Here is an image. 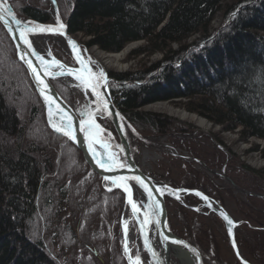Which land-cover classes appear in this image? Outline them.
<instances>
[{
	"label": "trees",
	"instance_id": "1",
	"mask_svg": "<svg viewBox=\"0 0 264 264\" xmlns=\"http://www.w3.org/2000/svg\"><path fill=\"white\" fill-rule=\"evenodd\" d=\"M219 1L73 0L71 8L65 15V20L68 22L70 31L82 30L86 34L93 33L94 37L91 38V43L98 44L101 48L108 50H119L126 41L145 37L149 39L148 47L156 49L167 46L169 40L178 41V39L187 38L189 34L203 28L200 36L189 45L181 44L178 50L166 48L163 58L152 66H147L143 70L137 69L136 72H114L113 77L119 80L117 83L112 82L114 87L117 84L126 85V89L115 91L117 105H119L122 113L141 128L144 127L148 130L154 128L158 132L170 133L192 131L190 124L172 115L142 113L133 110V108L154 98L167 97L172 92L179 96L185 93L198 92L203 94V97L199 101L192 100L189 104L190 107L192 104L197 105L200 113H205L218 122L223 123L226 120L241 122L245 127L248 126L249 132L264 135V33L258 38L256 34H252L248 30L254 27L264 30V0H233L231 4L227 5H221ZM58 2L59 5L62 4V0H58ZM173 6L177 7L171 12L168 22L160 32L154 33L157 25L165 18L166 12ZM223 7L227 9L224 14L241 8L238 12L242 15L241 19L238 18L232 23V27L229 26L228 30L234 28L232 33L224 32V29H221L218 33L210 32L209 34L207 30L211 14ZM258 15L260 16L258 17ZM46 17L39 19L46 22L51 19L48 18V15ZM0 29H2L0 33L3 35V43L7 46L9 55L14 62L13 73L20 77L19 80H22L20 83H15V87L22 86L21 90L19 88V95L26 94L27 100H30V105L28 104L30 112L27 118L33 120L34 125L38 124V128L45 126L49 131L42 99L38 96L36 87L28 76L25 66L19 62L16 56L10 34L7 33L2 24H0ZM234 33L242 35L250 41H255V45L257 42L263 52L256 51L253 55L251 52L240 50L237 44H240L241 41L235 40ZM222 44L229 51L235 48L238 55L240 51L244 59H241L240 64H238L231 52L224 53L230 57L228 63L225 64L229 69L218 73V68H222V55L217 58L218 55L213 53L214 56L211 57V52L215 47H220L218 54H222ZM148 76L150 78L146 79ZM52 82L60 94L62 93L63 97L75 109H78L79 107L74 104L72 97L64 91L65 87L61 86L62 82L55 78L52 79ZM163 84L164 87H162ZM8 93L0 84V264H58L59 260L54 259V249H50V245L53 244L51 242L54 231L53 229L49 230L51 234H46V231L41 228V222H39L40 207L37 204L39 201V193H37L39 182L48 178L47 184L52 186L51 188H57L55 184L57 182H60L57 184L61 185L65 182L74 185L73 192L77 197L75 202L72 201L71 203L77 207L76 209L74 207L73 216L76 219L79 216L86 219L91 215L85 214L86 209L84 207L83 214L82 208L80 209L77 205L78 190L72 176L75 171H77L76 177L79 172L83 173L82 171L89 170L90 174L94 176V182L91 183L96 185L95 190L99 192L98 195L92 193V196L97 198V201L100 197L106 198L110 211L106 213L100 211V213L108 224L111 222L113 228L114 225L118 227L116 223L113 225V219L117 216L122 205L124 193L120 190L109 192L104 190L99 182L101 176L89 167L82 152L64 135H58L50 130L51 135L46 136L44 142H37L32 138L34 136L33 125L30 128L32 137H26L31 135V131L23 129V126L18 129L20 121L14 110L15 105L8 101L10 99ZM7 97L8 99H6ZM16 133L18 134L16 135ZM56 150L63 152L58 157L62 164L51 167L48 161L52 158L53 161L55 160L58 153ZM54 153L56 154L55 157H53ZM195 155L204 157L203 153H195ZM207 157H205L207 163L212 165L209 161L210 156L207 155ZM225 162H227L226 166H229V168L226 167V170L241 171L242 176L249 182L247 176L252 173L249 171L251 168L241 163L240 160H236L229 150L226 152ZM187 168L181 175V186H198L216 199H221L219 190L221 191L222 188L216 185L212 178L191 165H188ZM231 176L238 180L236 176ZM255 176L258 175L255 174ZM255 176H250L249 179L257 181L254 179ZM255 183L256 185L251 182L249 184L252 185L253 189L261 191L263 189L261 181L260 184ZM52 190L48 188V194ZM39 196L43 199V194ZM85 199L87 198H84L83 204L86 205L87 200ZM185 199L191 202L197 200L188 196ZM174 204L180 211V217L184 223V236L199 246L205 255L206 264H235L234 261L230 263L231 259L226 256V253H223V242L218 238L215 227L211 225L208 216L203 212L188 209L178 201H174ZM238 212L250 222L264 225V204L261 203V207L256 206L252 197L250 202L243 199L241 204L239 203ZM218 220L217 218L216 221ZM85 222L87 223L88 220ZM48 226L50 225L47 224ZM252 230V243L243 237L242 239L247 243L239 239L240 237H237V241L240 245H246L247 250L251 252L252 256H249V259L252 262L264 264V228L258 227V229ZM111 236L112 234H106L100 237L101 240H109ZM82 239L81 245H78L79 241L76 242L78 245L76 247L81 249L79 264H97L99 260L92 254V249L100 252L102 247L99 248L97 245L93 247L95 241L93 242L90 237L83 235ZM223 240L226 239L223 238ZM49 243L51 244L48 245ZM74 252L75 250H72L73 254ZM88 253L90 255H87ZM58 256L57 253L55 257ZM68 260L69 263H72V260ZM122 260H119L120 264ZM109 264H111V259Z\"/></svg>",
	"mask_w": 264,
	"mask_h": 264
},
{
	"label": "rangeland",
	"instance_id": "2",
	"mask_svg": "<svg viewBox=\"0 0 264 264\" xmlns=\"http://www.w3.org/2000/svg\"><path fill=\"white\" fill-rule=\"evenodd\" d=\"M7 1L10 3L13 11H15L21 19L25 20L27 18H30L33 20L34 19L40 20L41 18H47L46 16L48 15V18L51 19H49V21L47 22L52 21L50 23H53L55 19H57V17L67 22L65 20L66 18L65 15L68 13L69 9L73 4V0H62V4L60 3V5L58 0H7ZM231 1L233 0H220L219 3L221 5H227V4H231ZM176 7L177 6H173V8L169 9L166 12L165 18L157 25L156 31L154 33L160 32L162 27L166 24V22H168L169 18L171 17L170 16L171 12ZM240 9L241 8H238L237 10H233L226 14H224L225 10H227L226 7H223L220 10L219 9L215 10L211 14V18L209 21L210 23L208 24V30H207L208 33L209 34L210 32L218 33L219 30L221 29H224L223 31L227 33L234 32V28H231L229 30L228 28L229 26L232 27V23L234 21H237L238 18L241 19L242 15L238 13ZM259 16L260 15H258V17ZM41 22H46V21L41 20ZM3 27H5V25H3ZM1 30L2 29H0V31ZM202 30L203 28H199V30L189 34L187 38L178 39V41L169 40L167 41V46L158 47L156 49L155 48L151 49L152 47H148V45L150 44L148 43L149 39L145 37V38H135V40H128L119 50H108L103 47L101 48L98 44L91 43L90 40L91 38L94 37L93 33L86 34L82 30L73 32L70 31L68 25V32H70V35L81 45V49L85 51V53H88L89 56H91V60L93 64L99 63L102 66V68L104 67L106 69L104 73L108 75L109 79L113 78L112 76L114 72H120V73H125L128 71L136 72L137 69L143 70L147 66H152L153 64L157 63V61H159L161 58H163L166 52L165 51L166 48L170 47L173 50H178L181 44L189 45L191 42H193L194 39L200 36V34L203 32ZM248 30L252 34H256L258 38H260V35L264 33V30L260 28L258 29V27L250 28ZM234 35H235V40L241 41L240 44L239 43L237 44L240 50L251 52L252 54L255 53L256 51L263 52V50L259 47L257 42L255 45V41L254 42L250 41L248 40V38L245 39L244 37H242V35H238L236 33H234ZM2 36L3 35L0 33V84L2 85V88L4 89L5 92L8 93L9 91L8 97L10 99H8V97L6 99H8L10 103H13L16 107L14 110L16 111L18 120L20 121L18 124V129L22 128L21 126H23V129L25 130L29 129L31 131L30 128H32V126L34 125L33 124L34 121L31 119L29 120L27 118L30 112V107L28 106L30 100L29 101L27 100L28 96L26 94L22 96L19 95L20 92L19 88L21 90L22 86H20L19 88L15 87L16 86L15 83L16 84L17 82L20 83L22 82V80L21 79L19 80L20 77L13 73L14 62L12 60V57L9 55L10 52L8 51L7 46L4 45L3 43ZM34 37L33 39H36V37L35 38ZM61 38L62 40H60ZM61 38L59 37V39H57L56 37L53 38L49 37L48 41L46 42L47 43L46 50L48 51V54H44L45 53L44 51L39 50L40 54L44 55L47 59H49V57L52 56L55 59L63 61L65 64L69 66L78 67L79 64H77V60L74 54L71 53V49L67 47L68 45L65 42L63 36ZM60 41H62L63 43ZM62 44L65 45V47ZM218 51H220V47L219 48L215 47L211 52L212 54L211 57L214 55H218L217 56L218 58L222 55L221 57L222 68L221 69L218 68L219 70L218 73L225 72L227 69H229L226 67L225 64L226 62L228 63L230 57L224 55V53L228 54L231 52V55H233L232 57H234L236 63L238 64H240L241 59H244L240 51H239V55H240L239 56L238 52L235 51V48H232V50L229 51L228 49H225L224 44H222V48H221L222 54L220 53L218 54ZM118 53H121V55H119V57L116 59L115 56ZM108 57L112 58L110 64L105 63V60ZM260 69L263 70V68ZM258 73L261 74V72ZM149 78L150 77L148 76L146 79ZM55 79H59V81L62 82L61 86L65 87L64 91L69 96L72 97L71 99H73L74 104H76V106L79 107L78 109L74 108L76 112L79 114V116H80V112L85 110V107L90 109H94L96 107V104L94 102L96 98H94L95 97L94 94L91 92L90 89H86L80 83V81L76 79L75 75L73 74L69 75L65 73L64 75H61L60 78L55 77ZM109 84L110 85H108V91L110 92V95H112V99L114 101L115 106H118L119 108V105H117V94L115 93V91L118 92L121 89L122 90L126 89L125 88L126 85L117 84L116 85L117 87L116 86L114 87L111 81ZM162 87H164V84ZM60 95H62V93ZM202 97L203 94L198 92L197 93L194 92L191 94L185 93L184 95L181 94L180 97L178 98H172V99L170 98L171 100L168 103L167 102L163 103L162 101V100H166L167 97H159V98H154L152 100H148L147 102H144L142 104H138V107L133 108V110L140 111L142 113L152 112L155 114H165L169 116L172 115L180 120H184L185 122L190 124L193 130L175 132V133H181L180 134L181 136L180 135L175 136L173 134L174 132L171 133L163 132V131L158 132V130L154 128H152V130L151 129L148 130L142 127L143 128L142 129L140 126H136L135 123L132 121V119H130L128 116L122 113L123 116L126 117L127 124L129 125V126L127 125L128 127L127 131L132 140L131 143H132V148L134 149L135 158L138 160L139 164H141V166L144 169H146V171L150 175H153L154 177L160 180L166 181L173 187H177V188L185 187L188 189L198 188L203 193L215 199L217 202H219V204L224 206L225 209H227L231 213L232 219L238 224L236 227L235 240L237 241V237H240L239 239H242L243 237L245 240L252 243V231H253L252 229L256 230L258 229V227L264 228V225H257V223L252 221L250 222L249 220L245 219L238 212V207H239V203L241 204L243 199L246 200L247 202H250L251 197H252V201L256 204V206L261 207V203L264 204V135H259V134L257 135L254 134L253 132L252 133L249 132L248 126L245 127V125L242 124L241 122H235L229 120H226L223 123L218 122L217 120L209 117L207 114L200 113L201 111L200 109H198L197 105L192 104L191 107L189 106L192 100L199 101ZM184 110L189 114L183 117L184 114L182 112ZM96 117L105 128L106 127L110 128L114 132L115 138H117L118 140L120 139L118 136V131L114 127L111 118L107 116V112L104 113L103 116H101L99 113H96ZM47 118H48L47 114L45 113V120H47L46 125L49 127V129L51 131H54V133L61 135L60 133L56 132L53 128H51L49 119ZM80 118L82 117L80 116ZM200 120L204 121L203 124L200 123ZM34 126H33L34 136L32 137V131H31V135H27V136L25 135L26 137L29 138L32 137L37 142H41V141L44 142L46 140V136L51 135V133L49 132L50 130L48 131V129H46L45 126L44 128L42 127L38 128V124ZM130 126L133 127L134 129H132ZM17 134L18 133H16V135ZM152 137L156 138V140L154 139L155 144H153L152 142L153 140L151 141ZM152 145L156 148V150L151 151V157L148 159V161H146L145 163L142 162L141 159L139 158L142 156L144 148H148V147L150 148ZM163 145L165 146L167 145L172 148H168ZM227 150H229L231 155H234V158H236V160H240L241 163L251 168L249 169L250 172L252 171V173L249 174L251 177L255 176V174L259 176V177L255 176L254 178L257 181L249 179L251 177L245 174V176L248 177L249 180L248 182L242 176L241 171L237 170L236 172L233 171V169L226 170V167L229 168V166H226L227 162H225ZM57 151L58 153L55 160L53 161L52 158L48 161L51 167H53V165L61 166L62 164L60 163L58 157H60L61 153L63 154V152L56 150V152ZM155 153H157V155H155ZM195 153H203L204 157L197 156L195 155ZM68 154H70L69 151ZM55 155L56 154L54 153L53 157H55ZM207 155L210 156L209 161L212 163V165H209L207 163L208 162L206 160V158H208ZM120 158L121 157H119V159ZM75 164L79 165L77 163ZM188 165H191L192 167H195L196 170H201L202 172L207 174L209 178H212V180L216 185H219L220 188H222L221 191L219 190L221 199H216L214 196L210 195L207 191H204V189H201L198 186L195 187L181 186L180 178L181 175L186 171ZM76 172L77 171H75L74 175L72 176L74 177L72 179L76 183V187L78 190L77 205H79L80 209L82 208V211H83V207L86 209L85 214L89 213V215H91L88 216L86 219H83L80 216L78 217V219H76V217L73 216V214L75 213L74 207L75 209L77 207L76 205L71 203L72 201L75 202V199L77 197V196L75 197L73 192L74 185L72 186V184L66 182H65L66 184L64 183L63 185H61V184H57L60 182H57L55 183L57 188H51L52 186L47 184L48 178L42 179L43 183L42 180L39 182L37 193H39V195L43 194V199H41L40 196L38 195L39 203L37 202V204L38 207H40L39 222H41L42 224L41 228L44 231H46V234L47 233L51 234L50 233L51 231L49 230L53 229L54 231L53 232L54 237H52L53 241L51 242L53 244L51 243L48 244V245L50 244L52 245V246L50 245L51 250L54 249V259L56 261L59 260L58 264H79L81 260L80 259L81 249L77 248L76 246L81 245L82 243L81 240H83L82 238L84 235L92 238L93 242L95 241L94 245L90 243L93 247H96V245L99 248L100 246L102 247L100 252L95 249H92L93 251L92 254H94L95 255L94 257L99 260V261L97 260L98 261L97 264H109L110 259H111V264H120L119 263L120 259L121 260L123 259L121 264L123 263L131 264L130 260L128 259V253L125 251L124 248V242L126 238L122 236L123 235L122 228L124 227L125 222H127L128 224L127 233L130 232L128 234L130 238L128 245L131 247L132 255L134 257L136 255V250L138 248L137 246L138 224H136L135 216L133 215V213L129 211L130 206L126 202L125 192H123L121 189H115V190H120L121 192L124 193V200L123 202L121 201L122 205L118 210V214L115 217V219H113L112 217L113 225L114 223L118 225V227L114 225L113 228L111 222L110 224H108L100 213V211H102L103 213L110 211L109 204L107 203L106 198H104L103 196V198L100 197V199L97 201V198H93L94 196H92V193H95L96 195H98L99 193L97 192L98 190H95L96 185L91 183L94 182V176L90 174L89 170H86V171H82L83 173L79 172L75 177ZM230 173L231 175L236 176L238 180L237 179L235 180L230 175ZM260 181H261V185L263 186V189L261 191L256 190L255 188L253 189L251 187L252 185L249 184L250 182L253 185H256L255 182H258L260 184ZM99 182L100 185L103 187V189L108 191L107 189L104 188L102 177L101 180H99ZM48 188L53 189L50 192V194H48ZM186 196L191 198H196L197 200H194L195 202L188 201L185 199ZM84 198H87L85 199L87 200L86 205L83 204ZM182 200L194 206H196V204L198 205L203 202V200H201L199 196L188 195V194L183 196ZM164 201L167 212V222L169 223L170 229L173 231V233L175 234L177 233L178 235L184 237L187 240L188 238H186L183 234L185 230H184V223L182 222L180 217V211H178V208L175 204L173 205V202L178 200L176 198H172L169 195H165ZM178 202L182 204L184 207H187L180 201ZM140 203L143 205L141 210L144 211L145 210L143 204L144 202H140ZM187 208L193 210L192 208L189 207ZM205 211L206 212L209 211V214H206ZM201 212H203L206 216H208V218L211 221V225L215 227V232L218 234V238H220V241L223 242V246H224L223 253H226V256H228V258L231 259L230 263L234 261L235 264L236 263L243 264L237 258L235 252L233 251V246L231 245V242H229L230 237L226 228L225 221L219 215L217 216L215 213L210 211L208 208L203 209V211ZM217 218L219 219L218 221H216ZM85 220H88V222L86 223ZM47 224H49L50 226L47 227ZM106 234L108 235L112 234L111 238L109 237V240L108 239L101 240L100 236ZM98 237H100V239H98ZM223 238H225L226 240L224 241ZM244 239L242 240L245 241ZM247 241H245V243H247ZM76 242H78V245ZM237 243L241 248L242 252L244 253L248 262L252 264L253 263L256 264L255 262H252L249 259V256L252 255L251 252L247 250L246 245L243 244L240 245L238 241ZM195 246L199 248V246L197 245ZM72 250H75L74 252L75 255L72 253ZM199 250L201 251L200 248ZM57 253L59 254V256L56 258L55 255L57 256ZM201 254H203L202 251ZM87 255L90 254L88 253ZM120 255L122 258L120 257ZM203 256H204V264H206L205 255L203 254ZM68 259L72 260V263H69ZM142 264H149V263L144 258L142 260Z\"/></svg>",
	"mask_w": 264,
	"mask_h": 264
},
{
	"label": "water",
	"instance_id": "3",
	"mask_svg": "<svg viewBox=\"0 0 264 264\" xmlns=\"http://www.w3.org/2000/svg\"><path fill=\"white\" fill-rule=\"evenodd\" d=\"M7 9H11L12 15H8ZM0 15L3 16V19H0V22L3 25H5L8 33L11 36H13L14 33L17 35V39H15L14 41H16V45L17 44L20 45V47L17 48V55L19 57L23 52H28L29 50L18 39V32L16 31L18 26L15 23L16 19H19L22 22V25L24 22H29L30 26H32V25H42L44 27H56L57 26V23H50V22L46 23V22H41L37 19L36 20L30 19V18H27L25 20L21 19L17 15V13L15 11H13L10 3L7 0H0ZM13 17H15V19H13ZM59 21L62 22L66 27H65V29L62 30V32H56V34L60 33L61 36H63V38L65 39V42L67 43L68 47L71 49V53L74 54L76 60H77V55H79L80 57H82L84 59L85 63H88L89 60L91 61V57L88 55V53H85V51H83L81 49V45L70 35V32H68V24L66 22L64 23V21H62L61 18H59ZM9 28H11L13 30V32H9V30H8ZM42 33L48 34L50 32L29 33L28 34L29 39L32 41V36L37 35V34H42ZM69 41L75 42V44L77 45L78 52L73 50L72 44L69 43ZM33 47L36 49L38 54H40L38 48L36 47V45L34 43H33ZM40 55H42V54H40ZM29 58L32 59L33 63L37 66L38 70L41 73L42 78H44L45 81L50 85V88L52 89L51 94L54 95L57 103H59L60 106L65 109V111H67L70 115L73 116L75 127L77 128V133H76L77 134V140L76 141L71 140V141L73 143L75 142L79 147H81V149L84 151L83 154L85 157V161H87L89 163L92 170H94L95 172H98L101 175L104 188L107 189L108 191H109V189H111V190L121 189V188L116 187L114 184H112V182L110 180L105 181L104 180L105 176L121 177V176L138 175L149 185V187L152 188L153 193L156 196V199H158L160 201V208L158 210L159 215L152 217L153 221L158 219L160 221L159 224H156L153 222L149 227H147L145 230L142 231L140 228V220H138L135 216L136 224H138V228H137V235H138L137 236V246H138V248H137L136 255L140 256V254H143L144 256H146L149 264H174L173 263V261H174V254L173 253H182L183 255H185L188 258L189 264H204V256H203V254H201V251L199 250V248H197L188 239L186 240L184 237L178 235L177 233L176 234L173 233V231L170 229L169 223L167 222V212H166L165 201H164L165 195H169L172 198H176L178 201H180L181 203H183L187 207L192 208L195 211L196 210L197 211H203V209L208 208L210 211L215 213L217 216L219 215L225 221L226 228H227V231H228L229 237H230L229 242H231V245L233 246V251L235 252L239 261L243 264H252V263L248 262L244 253L242 252L241 248L239 247L237 241L235 240L236 227L238 224L232 219L231 213L227 209H225L224 206L219 204V202H217L215 199L211 198L207 194L203 193L198 188L188 189L185 187L184 188L173 187L172 185H170L166 181L160 180V179L154 177L153 175H150L146 171V169H144L141 166V164H139L138 160L135 158L134 149L132 148V143H131L132 140H131L129 133L127 131V128H128L127 127V125H128L127 119L125 116H123V114L120 111V109L118 108V106H115L114 101L112 99V96L110 95V92L108 91V84L106 85V88H102L101 91L106 93V99H108L109 107L111 109V115H109L107 112V116L111 118V120L114 124V127L118 131V136L120 139L118 140L117 138H115L114 132L110 128H107V127L105 128L101 124V122H99L98 118L97 117H95V118L97 120V123H99L100 126L104 129V133L102 134L103 137L112 146V150H114V151L116 150L117 153L121 154L120 161L125 164L124 168H116L112 171H106L105 169L100 168L99 165L96 164L95 157L93 155V152L90 151V149H89L88 142L85 139L84 134L79 132V130H78L79 129V121L81 119L80 116L78 115L76 110L70 106L68 101L64 97H62V95H60V93L58 92L56 87H54L52 82H51V78L56 77V76H52V75L45 76L44 75V69L40 68V62L36 59V57L31 56L29 54ZM45 59L49 62H51L53 60V59H47L46 57H45ZM55 60H58V59H55ZM22 61H23L24 65L28 67L26 60H22ZM58 61H60L65 66V68L73 69L74 70L73 75H75V72L81 68V64L78 62V60H77V64H79L78 67L69 66L61 60H58ZM28 70H29L30 76L33 78L34 85H35V87H37L38 93L40 94V97L42 98V100L44 102V106H45V109L47 112V117H48L47 119H49L48 104L45 101L44 97L40 93L41 85H39L37 83L36 77L32 73V71L29 67H28ZM93 70H95V69L93 68ZM48 71L50 73H52V71H50V69H48ZM108 80L109 79H107V82H108ZM50 126H51V124H50ZM51 128H52V126H51ZM131 128L134 129L133 127H131ZM61 135H63V134H61ZM117 146H119V147H117ZM94 147L98 153H100V154L104 153V152L102 153L101 151H99V149L102 148L100 145H94ZM121 149H123V151H121ZM129 184L133 188L134 198H136L137 196L140 197V202H144L143 204H144V207L146 210L148 204L152 203V201L147 198V195L143 192V189L140 188L139 186H137L135 184V182L129 181ZM156 189H162L163 195H161L159 192H157ZM121 190L123 191V189H121ZM197 193H200V195H197ZM125 194H126V202H127V193H125ZM186 194L194 195V196L197 195L200 197L201 200H203V202L201 204H198V205L196 204V206L191 205V204L187 203L186 201L182 200V197L185 196ZM204 197H207L208 199L205 200ZM130 208H131V206H130ZM143 212L144 211L141 210V213L139 214L141 220L143 219ZM205 213L209 214V211H207V212L205 211ZM222 214H227L228 219H230L232 221L231 225L228 224L227 220L224 219V215H222ZM145 231L148 233L149 245L156 252V256H153L152 252L149 251V249L146 248L144 245V238H145L144 232ZM163 236H168L169 240L165 241L163 239ZM172 240H181L186 245H188V247H184L182 245L174 244L171 242ZM191 249H195L196 250L195 253L193 251H191Z\"/></svg>",
	"mask_w": 264,
	"mask_h": 264
},
{
	"label": "snow or ice",
	"instance_id": "4",
	"mask_svg": "<svg viewBox=\"0 0 264 264\" xmlns=\"http://www.w3.org/2000/svg\"><path fill=\"white\" fill-rule=\"evenodd\" d=\"M8 15H12L11 9H7ZM0 19H3V16L0 15ZM15 19V17H13ZM58 23L56 27H44L42 25H32L30 26L29 22H22L19 19L15 20L16 25L18 26V39L27 47L28 52H23L20 55L21 60H26L28 67L31 69L32 73L36 77V81L39 85H41L40 93L44 97L45 101L48 104V115H49V123L52 128L65 137H68L72 141L77 140V128L75 127L73 116L70 115L64 108L57 103L54 95L51 94L52 89L50 85L42 78L40 71L37 66L33 63L32 59L29 58V54L31 56H35L36 59L40 62V68L44 69L45 76H56L63 75L65 73L71 75L74 73V70L71 68H65V66L58 60H53L51 62L47 61L43 55L38 54L36 49L33 47L32 41L29 39V33L35 32H62L65 29V25L59 21L57 17ZM22 25V26H21ZM9 32H13L11 28L8 29ZM12 39H17V35L14 33ZM72 44L73 50L78 52L77 45L73 41H69ZM17 48L20 47L19 44L16 45ZM77 60L81 64V68L75 72V77L80 83L86 88L90 89L91 92L95 96V109H90L85 107V110L80 112V116L82 117L79 121V132L83 133L85 139L88 142V146L90 151L93 152L95 157L96 164L99 165L100 168L105 169L106 171H112L116 168H124L125 164L122 163L116 152L112 151V146L107 142V140L103 137L104 129L97 123L96 113H99L101 116L104 115V112H108L111 115V109L109 107V101L106 99V93L102 92V88H106L107 78L103 69H100L97 73L93 70L91 66V61L85 63L84 59L77 55ZM56 67L59 69L56 73H50L48 69L52 67ZM58 120V122H56ZM94 145H100L104 149V153L100 154L96 151ZM119 147V146H117ZM123 151V149H121ZM105 181H111L116 187L123 189L125 193H127V203L131 206V212L138 220H140V228L141 230H145L149 227L153 222L159 224L160 221L156 219L153 221V216L159 215L160 201L156 199L153 190L149 185L138 175L133 176H121V177H113V176H105ZM129 181L135 182L137 186L143 189V192L147 195V198L152 201V203L148 204L147 209L143 212V219H140L141 208L143 205L140 203V197L134 198L133 188L130 186ZM111 190V189H109ZM161 195H163L162 189H156ZM200 195V193H197ZM207 200V197H204ZM224 215V219L227 220L228 224L231 225L232 221L228 219L227 214ZM128 224L125 222L124 224V233L125 237L127 236ZM144 245L149 251L152 252L153 256H156V252L149 245V237L148 233L144 232ZM165 241L169 240L168 236H163ZM174 244L182 245L184 247H188L181 240H172ZM125 251L128 253V259L131 264H142L141 257L139 255H135L133 257L132 251L128 246L127 240L124 242ZM195 253V249H191Z\"/></svg>",
	"mask_w": 264,
	"mask_h": 264
},
{
	"label": "bare ground",
	"instance_id": "5",
	"mask_svg": "<svg viewBox=\"0 0 264 264\" xmlns=\"http://www.w3.org/2000/svg\"><path fill=\"white\" fill-rule=\"evenodd\" d=\"M36 20V19H35ZM38 20V19H37ZM62 20V19H61ZM39 21H41V20H39ZM62 21H64V20H62ZM53 23H58V21H57V19H55V21L53 22ZM64 23H65V21H64ZM67 23V22H66ZM0 24H2L1 22H0ZM3 25V24H2ZM9 34V33H8ZM11 36V35H10ZM36 37V39H33V37ZM34 36H32V42H33V40H34V44H36V47H38V50H42V51H44L45 53L44 54H48V51L46 50V47H47V41H48V38L49 37H51V38H53V37H56L57 39H59V37L61 38L62 36H61V34L60 33H58V34H56V33H48V34H46V33H42V34H37V35H34ZM34 37V38H35ZM11 40H12V45H14V47H15V50H16V56L18 57V59H19V62L20 63H22V65L23 66H25L24 65V63H23V61L19 58V56L17 55V47H16V41H14L13 39H12V36H11ZM60 40H62V38L60 39ZM60 42H62V41H60ZM63 43V42H62ZM63 45V44H62ZM49 46V45H48ZM64 47H65V45H63ZM67 46V45H66ZM68 47V46H67ZM43 53V52H42ZM119 55H121V53H118V54H116V56H115V58L117 59L118 57H119ZM91 57V56H90ZM49 59H53V57L52 56H50L49 57ZM112 60V58H106V60H105V63H108V64H110L111 61ZM91 63H92V60H91ZM91 66L95 69L94 71H96L97 73L99 72V70L100 69H103V71H105L106 69L103 67L102 68V66L98 63H95V64H91ZM101 66V67H100ZM25 68H26V71H27V74H28V76L31 78V80H32V83L34 84V82H33V78L30 76V73H29V70H28V67L27 66H25ZM58 68H56V67H52V68H50V71H52V73H56V72H58L59 71V69L57 70ZM64 75V74H63ZM60 76L61 75H56V77L57 78H60ZM113 77V76H112ZM55 77H53V78H51V82H52V79H54ZM106 78L107 79H109L108 78V75H106ZM110 81L111 82H113V83H117L119 80H118V78H116V77H113V78H111V79H109L108 80V85H110L109 83H110ZM52 84H53V82H52ZM53 86L55 87V85L53 84ZM34 87H35V85H34ZM56 89H57V87H56ZM36 90H37V87H36ZM58 90V89H57ZM59 92V91H58ZM37 93H38V90H37ZM60 93V92H59ZM175 92H172V93H170L169 94V96H167V98H166V100H162L163 101V103L164 102H169L172 98H178V97H180L179 95H175L174 94ZM93 95V94H92ZM184 95V94H183ZM38 96L40 97V94L38 93ZM112 96V95H111ZM41 98V97H40ZM95 98V97H94ZM171 98V99H170ZM42 99V98H41ZM94 100V99H93ZM42 102H43V100H42ZM44 103V102H43ZM70 106L71 107H73L71 104H70ZM73 108H75V107H73ZM96 108V107H95ZM94 108V109H95ZM45 113L47 114V112H46V110H45ZM104 113H106V111L104 112ZM184 115H183V117L184 116H187V114H189V113H187L185 110L182 112ZM79 115V114H78ZM57 122H58V120H57ZM203 120H200V123L201 124H203ZM175 136L176 135H180L181 133H173ZM181 136V135H180ZM154 139L156 140V138L155 137H152L151 138V141L153 142V144H155V141H154ZM73 143V142H72ZM157 143V142H156ZM159 143V142H158ZM73 144H75V146L79 149V151H81L82 153H84V151L81 149V147H79L75 142L73 143ZM159 145V144H158ZM163 146H165V145H163ZM165 147H168V148H172V147H170V146H165ZM159 148V147H158ZM153 150H156V148L152 145L150 148L148 147V148H144V151H143V154H142V156L139 158V159H141V161L142 162H146V161H148V159L151 157V151H153ZM99 151H101L102 153L104 152V149L103 148H101V149H99ZM112 151H114V150H112ZM114 152H116V150L114 151ZM117 153V152H116ZM84 155V154H83ZM117 155H118V157H121V154L120 153H117ZM155 155H157V153H155ZM84 158V160H85V157H83ZM88 165H89V163H88ZM90 166V165H89ZM94 171V170H93ZM95 172V171H94ZM96 173H98V172H96ZM99 174V173H98ZM113 190H115V189H113ZM188 203V202H187ZM129 205V204H128ZM192 205V204H191ZM129 211H131V208L129 207ZM201 212V211H200ZM130 233V232H129ZM129 233H127V236L125 237V233H124V227L122 228V236L124 237V238H126V240H127V243L129 244ZM129 246V245H128ZM129 248L131 249V247L129 246ZM136 252H137V250H136ZM174 254V261H173V263L174 264H189V260H188V258L185 256V255H183L182 253H173ZM140 257H143V258H141V261L145 258L146 260H147V257H145V256H143V254H140Z\"/></svg>",
	"mask_w": 264,
	"mask_h": 264
}]
</instances>
